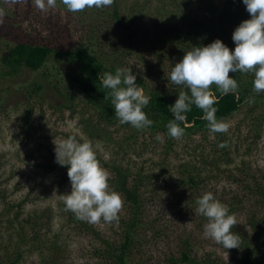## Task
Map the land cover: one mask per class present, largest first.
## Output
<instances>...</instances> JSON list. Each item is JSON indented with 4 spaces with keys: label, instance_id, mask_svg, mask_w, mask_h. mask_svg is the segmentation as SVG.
<instances>
[{
    "label": "rangeland",
    "instance_id": "rangeland-1",
    "mask_svg": "<svg viewBox=\"0 0 264 264\" xmlns=\"http://www.w3.org/2000/svg\"><path fill=\"white\" fill-rule=\"evenodd\" d=\"M215 1L216 15L235 7L250 17L242 0ZM118 6L121 25L109 14L111 4L72 13L62 0L45 10L34 0H0V264L14 261L17 251L22 257L16 264H52L54 256L58 264H109L106 248L122 242L130 219L117 173L143 201L129 264H192L182 261L188 246L190 258L200 263L243 264L241 252L256 243L264 264V99L243 103L222 120L226 132L184 131L168 142L166 133L149 128L96 125V114L79 95L66 100L74 89V66L66 59L53 55L38 71L23 67L17 74H1L2 57L19 43L58 52L84 47L109 65L139 72L148 89L181 92L184 86L169 78L181 57L167 33L176 13L207 15L201 2L118 0ZM129 21L132 39L123 27ZM131 134L135 138L129 140ZM69 135L93 143L110 188L123 199L118 221L80 219L59 196L69 193L71 185L67 167L55 160L53 139ZM206 192L233 207L238 248L227 250L203 237L207 218L196 211V199ZM54 241L59 242L56 251Z\"/></svg>",
    "mask_w": 264,
    "mask_h": 264
},
{
    "label": "clouds",
    "instance_id": "clouds-1",
    "mask_svg": "<svg viewBox=\"0 0 264 264\" xmlns=\"http://www.w3.org/2000/svg\"><path fill=\"white\" fill-rule=\"evenodd\" d=\"M41 10L54 7L56 0H34ZM250 18L242 21L233 31L234 50L222 40L216 39L206 46H192L183 57L173 64L169 74L176 85L186 86L175 103L170 106L173 114L167 125L168 134L179 138L184 134L180 122L193 105L201 109L203 119L208 122L210 133L226 132L228 124L217 120L214 105L218 97L212 91L216 85L222 95L236 93L239 85L230 72L253 74V87L257 94L264 93V0H242ZM67 11L77 13L86 8H103L111 0H62ZM98 79L109 91L114 114L122 124L141 129L152 121L143 110L151 97L136 83L137 76L131 68L119 67L115 72H103ZM159 139V136L157 137ZM55 160L67 167L71 191L59 195L66 208L80 219L91 223L118 221L123 207L120 193L112 190L109 174L100 166L96 151L90 140H81L74 135L54 140ZM196 211L207 218L203 225V237L214 240L225 249L238 248L239 235L232 231L237 223L236 215L212 192L202 194L197 200ZM190 223V222H189Z\"/></svg>",
    "mask_w": 264,
    "mask_h": 264
},
{
    "label": "trees",
    "instance_id": "trees-1",
    "mask_svg": "<svg viewBox=\"0 0 264 264\" xmlns=\"http://www.w3.org/2000/svg\"><path fill=\"white\" fill-rule=\"evenodd\" d=\"M202 4L203 11L207 15H174L177 20L174 24L170 25L167 35V39H170L174 46L178 49L179 57H183L184 51L190 49L192 46H200L213 42L216 39L222 40L230 49L234 50L235 44L232 40V33L234 29L244 20L249 19L245 11L238 8L231 7L229 13H220L216 15L215 5L217 1L215 0H199ZM111 9L109 14L117 25L122 24V17L120 15V9L118 6V0H111ZM182 8L184 7L181 6ZM227 7V5H225ZM184 9V8H183ZM123 25V27L129 30V38H133V29L131 25ZM53 55L60 57L61 59H66L70 65L74 66V71L71 75L70 84L74 86V89L66 94V100L74 101L75 97L81 98L82 103L84 102L87 107H89L97 117V124H119L122 127H133L130 124H122L116 118L114 112V106L111 103V98L109 96L108 89L102 86V83L98 79L99 74L103 72H115L120 64H107L100 56H98L94 51L89 48L80 47L79 49H74L70 51L58 52L48 46L44 45H30L27 43H19L9 50V53L2 57V62L4 64L5 70L2 71V75H13L17 74L23 67L31 70L38 71L44 67L49 58ZM132 72L137 76L136 83L144 89V93L151 97L150 103L143 110L147 114L148 118L152 121V124L148 127L151 131L164 132L168 136V142L171 141V136L168 134L167 125L171 119H173V114L170 109L178 98L179 92L174 94H165L159 89H148L146 79L137 71L131 69ZM231 77H235L238 82V89L236 93H229L228 95H222L217 89L216 85H212V91L218 97L217 103L214 107L217 109L215 116L217 120H224L230 115L239 111L241 105L248 101L254 102V104H259L260 101L264 99V93L257 94L253 87V74L251 72L241 73L230 72ZM43 85L38 84V88L43 89ZM182 91H187L186 86L183 87ZM77 94V95H76ZM68 103V102H67ZM73 103V102H71ZM32 110H29L28 116H31ZM203 112L201 109L197 108L195 105L192 106L191 111L186 113V120L180 122V126L184 128L187 134L198 133L200 131H207L208 122L203 118ZM260 120L264 121V113L262 114ZM259 120V121H260ZM98 126V127H99ZM261 124L258 125V130L260 131ZM136 128L135 130H141ZM92 137L95 135L91 134ZM135 138L134 134L129 136V140ZM128 171V170H127ZM144 175L147 179L148 176ZM118 181L121 182L120 186L121 194L126 199L130 208V219L125 222L127 228L124 229L122 236V242L115 244H108V248L105 251V257L109 260V264H129V255L135 243V234L139 226L140 212L142 209L141 197H139L138 190L136 187L133 189L127 188V183L124 180L122 173H117ZM128 175H125V178ZM127 180V179H126ZM190 181L194 184L193 177ZM142 183V181H141ZM118 190V185H116ZM260 192L264 197V188H261ZM199 198V197H198ZM196 199V201L198 200ZM233 207H229V212H231ZM33 228V227H32ZM235 231V227L232 228ZM36 230V229H33ZM35 235V234H34ZM187 245V242H186ZM251 244L247 245L246 249H243L240 255V261L243 264H263L261 262L262 255L261 249L257 245L251 249ZM188 246V245H187ZM59 247V242L54 241L51 244V249L53 251L57 250ZM189 251V246L187 247ZM257 250H260L257 252ZM188 251H185L182 255V261H187L192 264H214L209 261H202L199 259H191ZM22 257V253L17 251V258L14 261L8 262L7 264H16ZM260 259V260H259ZM58 259L54 256L52 259V264H58Z\"/></svg>",
    "mask_w": 264,
    "mask_h": 264
}]
</instances>
